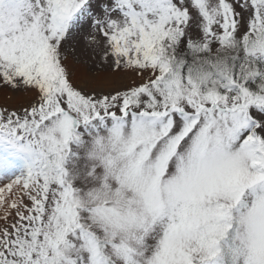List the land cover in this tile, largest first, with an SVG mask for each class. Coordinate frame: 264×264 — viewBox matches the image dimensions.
<instances>
[{"label": "snow or ice", "instance_id": "snow-or-ice-1", "mask_svg": "<svg viewBox=\"0 0 264 264\" xmlns=\"http://www.w3.org/2000/svg\"><path fill=\"white\" fill-rule=\"evenodd\" d=\"M0 90V264H264V0H0Z\"/></svg>", "mask_w": 264, "mask_h": 264}, {"label": "rangeland", "instance_id": "rangeland-1", "mask_svg": "<svg viewBox=\"0 0 264 264\" xmlns=\"http://www.w3.org/2000/svg\"><path fill=\"white\" fill-rule=\"evenodd\" d=\"M68 54L71 57L72 49H67ZM97 70V65L89 64L88 69L85 74H95ZM76 75H80L79 72ZM132 83L130 77L120 76L114 78V80L110 83H106L102 85L105 91L111 88H123ZM32 99V94L29 92H13L11 90H0V107H8V108H19L22 105H27Z\"/></svg>", "mask_w": 264, "mask_h": 264}]
</instances>
